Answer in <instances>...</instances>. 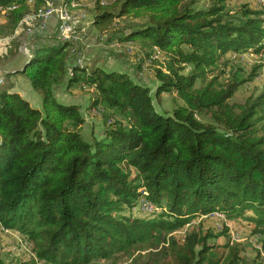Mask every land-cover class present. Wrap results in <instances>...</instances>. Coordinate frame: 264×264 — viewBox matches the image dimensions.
<instances>
[{"label":"trees","instance_id":"1","mask_svg":"<svg viewBox=\"0 0 264 264\" xmlns=\"http://www.w3.org/2000/svg\"><path fill=\"white\" fill-rule=\"evenodd\" d=\"M199 1L93 3L91 25L104 46L118 42L122 49L114 52L136 56L138 69L152 59L153 49L167 54L166 70L155 72L153 95L124 71L86 72L74 63L70 47L76 43L70 41L45 42L23 70L4 74L0 225L30 242L29 264H93L130 256L139 246L151 249L138 255L146 257L143 264H264L242 258L239 244L208 243L217 235L191 231L181 242L172 235L213 213L250 221L258 232L264 228V91L242 104L229 102L258 68L249 76L241 68L221 69L207 78L227 67L229 54L264 53V10L243 4L233 12L226 8L229 0L201 8ZM45 6L46 0H0L7 35ZM120 18L139 24L104 36ZM133 42L140 48L131 55L124 48ZM15 55L1 52L0 65ZM15 75L27 78L41 96V109L12 92ZM80 82L91 90L86 111H105L100 136L89 141L81 106L55 95L58 87ZM163 93L180 101L171 113L153 104ZM139 198L152 207L150 213H134Z\"/></svg>","mask_w":264,"mask_h":264},{"label":"rangeland","instance_id":"2","mask_svg":"<svg viewBox=\"0 0 264 264\" xmlns=\"http://www.w3.org/2000/svg\"><path fill=\"white\" fill-rule=\"evenodd\" d=\"M65 1V2H64ZM95 0H57V7L65 6L67 9L66 15L68 17H74V19H85L81 23L80 32L83 34V39L95 38L97 33L92 35L91 30H94L91 25L92 13L91 9L93 7V3ZM105 1L106 0H102ZM48 3V2H47ZM50 3V2H49ZM211 3V0H200L197 4V7H206ZM247 4L250 8H260L264 10V0H229L227 2L226 8L235 12L238 8ZM47 8L51 9V3L46 4ZM39 12H32L31 14L44 15V12L40 14ZM5 12H0V36H6L9 33V29L6 27V15ZM138 21H132L126 18H120L115 20L107 29V31L103 34L104 36H115L119 34L121 31H126L129 26L138 25ZM27 24L21 23L18 28L12 33H26ZM101 35V36H103ZM96 40V39H95ZM104 40V39H103ZM18 39H15V44L17 46L20 43H25L24 39H20V42L16 43ZM44 38L42 36H38L36 39V45L40 42L42 43ZM86 41V40H85ZM38 42V43H37ZM47 42V41H46ZM99 44L103 45L102 41H97ZM134 47L127 43L124 48L128 54L134 53V50H139L140 43L133 42ZM16 46V48H17ZM76 46V45H75ZM75 46L70 47V51H75ZM15 48V49H16ZM79 51L85 52V42L79 43L77 47ZM105 48V47H104ZM131 50V51H130ZM33 51V49H32ZM32 51L30 52L32 54ZM73 54V53H72ZM86 53H84V56ZM95 52L89 53V59L86 57L85 61H90L92 66L88 67L89 70L94 66L95 63L98 64V67H101L105 70H118L124 71L129 74L130 78L134 81L139 82L140 84L149 86L152 89V95L154 94L155 86L157 84V80L155 78V72L157 69L166 70L165 65L167 62V54L164 57L161 55L162 52L156 51L153 49V55L151 60H144L140 65V69H138V60L136 56H126L119 54L118 52H108L104 57V55L100 54L98 56L95 55ZM112 54V55H111ZM31 56V55H30ZM228 59L227 67L221 65L218 70H213L207 74V78L209 79L211 76L217 75L218 71L221 69H226V71H236L239 68L242 69V73L244 76H249L252 73L253 69L258 68L257 76L254 78L252 82L242 85L238 88L233 97L229 100L230 103L242 104L245 102L246 98L250 95H257L264 91V53L255 55L254 53H246L241 56L235 57L234 55L226 56ZM226 58V59H227ZM153 59H156V63L153 64ZM225 61L224 58L221 59ZM10 69H21L23 56L20 55L19 52H16V55L10 60ZM93 62V63H92ZM9 63V62H7ZM86 64V62H85ZM82 64V66H86ZM189 70V68L187 69ZM23 77V75H20ZM226 76V75H225ZM223 76L220 81L225 82L226 77ZM27 80V79H26ZM28 81V80H27ZM5 87L3 83L0 88ZM72 90H75L76 101L82 107V114L85 116V122L82 126V133L85 140L89 141L92 136H100L103 128H104V114L105 111L101 108L92 109L91 113L86 111L87 106L89 105V99L91 95V90L86 88L83 83H77L72 86ZM175 94H167L163 93L160 97H153V104L156 110L160 113H171L172 109L180 104L179 100L174 99ZM41 109V105H40ZM119 119L118 117L114 118ZM109 124V122H108ZM131 174L134 175L135 172L131 170ZM139 211L144 213H150L152 211V207L145 203V200H138ZM135 214L137 210L135 209ZM246 217H250L246 215ZM196 231L202 235L212 234L217 235L215 238L208 239V243L210 244H220V245H234L239 244L241 248V256L248 262L255 261H264V228L261 231H257L255 225L250 221L245 219H231L226 220L223 214L213 213L211 216L204 217L203 219L196 218L188 225L184 226L182 229H179L172 233L173 237L181 242L184 236L191 232ZM151 249H144L142 246H139L137 250H133L132 255L128 256L126 254H116L109 260H96L93 264H143L146 261V257H142L137 259L138 255H144ZM223 251V250H220ZM34 257V253L31 250V244L27 241L22 235L18 234L15 231L5 229L0 225V262L1 264H29ZM136 259V260H135ZM42 264V263H39Z\"/></svg>","mask_w":264,"mask_h":264},{"label":"built area","instance_id":"3","mask_svg":"<svg viewBox=\"0 0 264 264\" xmlns=\"http://www.w3.org/2000/svg\"><path fill=\"white\" fill-rule=\"evenodd\" d=\"M51 2V9L44 12V21H37V16L34 14L25 22L27 24L26 33L9 34L7 36L0 37V49L6 51L12 45L15 46V39H24L26 43V55H31L30 43L32 40L42 36L49 43L57 44L61 41H70L76 43V51H72L74 55L75 64H85L86 57L84 53L77 48L79 43L85 42L83 34L80 32L81 23L85 19H74V17L66 16L64 11H61L57 7V1ZM16 47V46H15ZM106 49L115 51L116 49H122V46H118V42H113L104 46ZM131 51V50H130ZM131 55L133 53L131 52ZM4 73L0 71V86L3 85ZM139 210V208H136ZM135 211V210H134Z\"/></svg>","mask_w":264,"mask_h":264},{"label":"crops","instance_id":"4","mask_svg":"<svg viewBox=\"0 0 264 264\" xmlns=\"http://www.w3.org/2000/svg\"><path fill=\"white\" fill-rule=\"evenodd\" d=\"M50 1H57V0H46V4H50ZM48 2V3H47ZM50 2V3H49ZM1 12H5V11H1ZM92 35L95 34V30H91ZM21 33V32H20ZM98 35V32H96ZM17 34V32H16ZM97 35L95 36V38H89V39H85V52L86 53V57L89 59V53L91 52H95L98 56H100V54L104 55V57L106 58V49L104 48V45H101V43L99 44L97 41ZM96 39V40H95ZM45 41H43L42 43L40 42L39 44L36 45V39L32 40V42L30 43V51H32V49L34 50L37 46L45 43L47 40L44 39ZM18 41L20 42V39H18ZM17 41V42H18ZM38 43V42H37ZM15 46H17V44H15ZM15 46H11L9 49H7L6 51L1 50L0 49V53L1 52H5V53H16L19 52L21 56H23V62H22V66L25 62V60L27 59L25 57L26 55V43H20L19 46H17V48ZM16 48V49H15ZM108 51V50H107ZM109 51H112L109 49ZM114 52V51H112ZM95 54V55H96ZM112 55V54H111ZM86 61V66L85 68L91 67L92 64L90 61ZM12 63L14 62H9V63H5L4 65H0V71H2V73L6 74L9 72H14L17 70L16 69H10V66L12 65ZM93 63V62H92ZM98 63V62H97ZM95 63L93 67H98V64ZM89 68L86 69V72H88ZM27 78H25L24 76H20V75H15L11 78V82L14 84V88L12 90V92H16L19 93L20 95H22L25 99H27L32 106H34L35 108L40 109V105L42 106V100H41V96L35 92L30 84L29 81L26 80ZM56 98L58 99L59 102L64 103V104H75V105H80L77 101H76V95H75V90H72V87H68V85H64L62 87H58L56 90ZM82 109V107H81Z\"/></svg>","mask_w":264,"mask_h":264},{"label":"bare ground","instance_id":"5","mask_svg":"<svg viewBox=\"0 0 264 264\" xmlns=\"http://www.w3.org/2000/svg\"><path fill=\"white\" fill-rule=\"evenodd\" d=\"M58 8L61 9V11H64L65 14L67 13V9H66V8L61 7V6L58 7ZM47 11H49V9H48ZM66 16H67V15H66ZM30 17H31V16H30ZM30 17H29V18H30ZM29 18H27L26 21H27ZM37 19H38L37 21H44V15L38 16Z\"/></svg>","mask_w":264,"mask_h":264},{"label":"water","instance_id":"6","mask_svg":"<svg viewBox=\"0 0 264 264\" xmlns=\"http://www.w3.org/2000/svg\"><path fill=\"white\" fill-rule=\"evenodd\" d=\"M30 58H31V56L27 57V59H26V61L24 62L23 66L21 67V69H18V70H16V71H14L13 73H15V72H17V71L19 72V71L23 70V68L26 66V64H27L28 61L30 60Z\"/></svg>","mask_w":264,"mask_h":264}]
</instances>
